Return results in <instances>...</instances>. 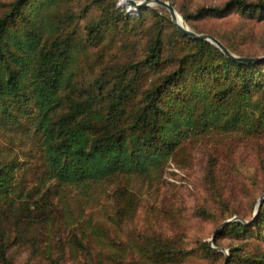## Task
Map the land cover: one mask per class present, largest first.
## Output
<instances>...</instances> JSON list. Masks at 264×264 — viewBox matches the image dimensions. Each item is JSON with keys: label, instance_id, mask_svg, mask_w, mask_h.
I'll list each match as a JSON object with an SVG mask.
<instances>
[{"label": "trees", "instance_id": "trees-1", "mask_svg": "<svg viewBox=\"0 0 264 264\" xmlns=\"http://www.w3.org/2000/svg\"><path fill=\"white\" fill-rule=\"evenodd\" d=\"M148 6L126 12L117 0L0 3V118L17 119L15 110L31 107L44 178L54 180L38 194L19 190L13 159L0 162V264H14L18 249L51 264H63L68 252L81 255L80 264H123L133 251L148 263L183 262L194 249L162 234L123 240L134 224L139 187L145 181L151 187L190 134L236 133L264 142V57L235 59L215 43L184 33L164 6ZM93 9L98 12L90 16ZM180 11L194 30L216 36L234 53L264 54L238 45L235 31L223 35L192 23L233 12L244 21L264 20V0ZM119 33L146 37L141 53L114 60ZM73 189L90 204L101 189L117 197L111 206L115 231L107 219L72 211ZM236 213L246 221L232 220L217 231L240 241L230 245L224 263L238 264L239 256L243 263L264 264V200L257 214ZM213 240L219 245L217 234ZM198 247L220 253L209 240Z\"/></svg>", "mask_w": 264, "mask_h": 264}, {"label": "rangeland", "instance_id": "rangeland-1", "mask_svg": "<svg viewBox=\"0 0 264 264\" xmlns=\"http://www.w3.org/2000/svg\"><path fill=\"white\" fill-rule=\"evenodd\" d=\"M9 1L11 0H0V3ZM82 1L86 0H80L81 4ZM120 1L117 0V4L121 5ZM170 1L185 19L180 7L194 10L199 5L222 4L226 0ZM158 5L149 6L157 8ZM121 8L129 12L128 6L122 5ZM97 12V9H93L90 16ZM144 17L147 25L153 22L151 10L146 11ZM245 19L247 18L238 12H233L225 18L204 17L193 19L192 23L201 29L209 28L223 35L235 31L232 38L238 45L248 47L251 52L263 53L264 20L244 21ZM185 21L192 28L191 22L186 19ZM80 23L83 25L85 21ZM244 32L247 34L243 35ZM122 36L126 38L121 40ZM118 38L116 50L113 52L114 60H124L140 54L146 40V37L127 36L122 33H119ZM88 77L89 72L86 70V78ZM30 109L15 110L17 119L13 117L5 121L0 118V162L13 159L17 165L15 180L19 190L34 188L36 192H43L54 180L44 178L47 174L41 146L32 131ZM182 145L181 151L175 158H170L162 175L154 180L150 188L147 181L139 187L136 217L131 220L134 224H131L132 229L128 231L130 234L123 236V240L133 235L132 239L140 242L147 235L151 237L162 234L177 245L194 249L193 254L183 262L167 264H224L225 255L230 254V245L239 244L240 241L231 234L214 232L224 220L230 218L226 216L234 212L231 217L238 216L236 210L246 217L255 211L259 197L264 194V142L241 140L236 133L212 132L203 136L190 134ZM210 173L213 177H210ZM68 194L72 211L84 213L83 217L92 218L93 221L107 219L106 223L115 231V224L111 221L114 209L111 206L116 204L117 197L115 199L111 193L101 189L91 198L93 201L90 204L75 189ZM49 195L60 205L58 192ZM95 197L100 200H95ZM216 234L219 245L212 239ZM205 240H209L211 246L220 253L202 251L198 244ZM254 248L255 245L251 250ZM65 255L63 264H80L81 255L75 256L69 252ZM123 260V264H160L148 263L149 260L141 258L137 251L125 254ZM28 261L51 264L46 257L32 254L29 256L28 250L18 249L14 264H28ZM237 261L238 264H247L239 256Z\"/></svg>", "mask_w": 264, "mask_h": 264}, {"label": "water", "instance_id": "water-1", "mask_svg": "<svg viewBox=\"0 0 264 264\" xmlns=\"http://www.w3.org/2000/svg\"><path fill=\"white\" fill-rule=\"evenodd\" d=\"M120 4L123 6H128L129 10H136L148 5H152V4H159L162 5L164 7H166L172 17V20L177 24V26L186 34H188L189 36L193 37V38H199V39H206L209 40L213 43H215L216 45H218L226 54H228L229 56L235 58V59H240V60H244V61H256L261 57H264V54L261 56H247V55H238L236 53H234L233 51H231L219 38H217L216 36L207 33V32H197L196 30H194L193 28H191L188 24H184L178 21V9L176 8V6L174 5V3L170 0H121ZM186 23V22H185ZM264 200V194H262L259 197V200L257 202L254 214H257L260 206L262 204ZM235 219H241L243 221H246L245 218L240 217V216H233L230 217L226 220H224L219 227L215 230L214 234L225 224L229 223L232 220ZM214 237H212L213 239ZM219 249H223L222 247L216 246ZM226 264V262L224 263Z\"/></svg>", "mask_w": 264, "mask_h": 264}, {"label": "bare ground", "instance_id": "bare-ground-1", "mask_svg": "<svg viewBox=\"0 0 264 264\" xmlns=\"http://www.w3.org/2000/svg\"><path fill=\"white\" fill-rule=\"evenodd\" d=\"M178 21L181 22V23L187 24V23H185L186 22L185 19L179 13H178Z\"/></svg>", "mask_w": 264, "mask_h": 264}]
</instances>
